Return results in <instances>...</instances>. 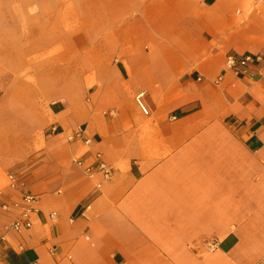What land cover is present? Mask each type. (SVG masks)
Wrapping results in <instances>:
<instances>
[{
	"label": "crops",
	"instance_id": "1",
	"mask_svg": "<svg viewBox=\"0 0 264 264\" xmlns=\"http://www.w3.org/2000/svg\"><path fill=\"white\" fill-rule=\"evenodd\" d=\"M0 264H264V0H0Z\"/></svg>",
	"mask_w": 264,
	"mask_h": 264
},
{
	"label": "built area",
	"instance_id": "2",
	"mask_svg": "<svg viewBox=\"0 0 264 264\" xmlns=\"http://www.w3.org/2000/svg\"><path fill=\"white\" fill-rule=\"evenodd\" d=\"M252 58L249 55H244L240 58H236L235 55L233 54H228L226 56V65L229 68L232 67H237V66H243L246 65L247 63L251 62ZM140 97V96H139ZM138 97V98H139ZM140 104V103H139ZM141 110L144 114H147V110L140 105ZM76 136L81 137V132L79 131ZM76 163L78 165H80L81 167L84 168L85 173L88 176H92V174L95 171H99L102 173L104 179H108L110 174H111V168L106 165L105 163H100L96 169H94L92 166H84L83 161L81 160H76ZM8 179H9V184L11 187H16L18 185V178L15 174H9L8 175ZM99 186V184H98ZM22 201L25 204L24 208H22V212L19 218L15 219L13 221V223L10 225V227L15 230V231H19L23 228H29L31 226V221H30V215L36 211V201H37V196L31 194V193H24L22 195ZM14 206H18V203H14ZM50 218L54 219L55 218V213H51L50 214Z\"/></svg>",
	"mask_w": 264,
	"mask_h": 264
}]
</instances>
